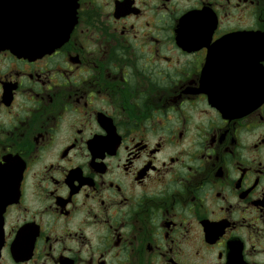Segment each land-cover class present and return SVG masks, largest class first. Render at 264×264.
<instances>
[{
  "label": "flooded vegetation",
  "instance_id": "flooded-vegetation-1",
  "mask_svg": "<svg viewBox=\"0 0 264 264\" xmlns=\"http://www.w3.org/2000/svg\"><path fill=\"white\" fill-rule=\"evenodd\" d=\"M50 1L0 0V37ZM75 19L48 53L0 42L20 175L0 264H264V0H76Z\"/></svg>",
  "mask_w": 264,
  "mask_h": 264
},
{
  "label": "water",
  "instance_id": "water-1",
  "mask_svg": "<svg viewBox=\"0 0 264 264\" xmlns=\"http://www.w3.org/2000/svg\"><path fill=\"white\" fill-rule=\"evenodd\" d=\"M74 0L50 1L49 20L44 23L40 31L35 27L25 26L16 28L10 20H2V35L0 42L4 48L24 56L32 54H44L52 51L62 44L75 23ZM22 24V22H18ZM16 175L13 166L5 164L0 166V214L5 207L12 203L17 194L16 189L20 180L13 177Z\"/></svg>",
  "mask_w": 264,
  "mask_h": 264
}]
</instances>
